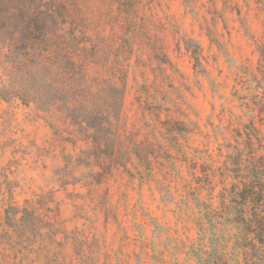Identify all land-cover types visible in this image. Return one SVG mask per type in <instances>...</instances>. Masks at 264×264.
<instances>
[{
	"label": "rangeland",
	"instance_id": "obj_1",
	"mask_svg": "<svg viewBox=\"0 0 264 264\" xmlns=\"http://www.w3.org/2000/svg\"><path fill=\"white\" fill-rule=\"evenodd\" d=\"M86 8L105 61L126 71L118 132L97 148L0 99V264H246L232 220L245 179L229 168L250 145L242 102L262 92L260 1ZM262 146L254 136L256 157Z\"/></svg>",
	"mask_w": 264,
	"mask_h": 264
},
{
	"label": "trees",
	"instance_id": "obj_2",
	"mask_svg": "<svg viewBox=\"0 0 264 264\" xmlns=\"http://www.w3.org/2000/svg\"><path fill=\"white\" fill-rule=\"evenodd\" d=\"M259 1L264 11V0ZM99 27L87 18L86 0H0V65L6 75L0 99L33 107L55 133L90 131L97 148L108 143L118 132L128 80L123 68L105 61ZM256 44L262 77L254 80L262 92L242 102L249 117L244 124L249 151L246 158L233 151L229 168L245 179L239 197L246 212L232 220L234 244L243 249L246 264H264V153L256 157L254 151V136L264 145V133L259 136L264 128V31Z\"/></svg>",
	"mask_w": 264,
	"mask_h": 264
}]
</instances>
